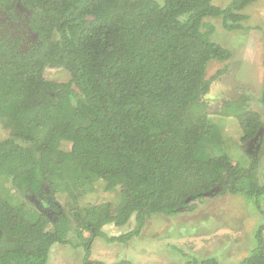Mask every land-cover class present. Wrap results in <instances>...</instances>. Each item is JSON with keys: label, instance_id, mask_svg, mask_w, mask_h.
I'll list each match as a JSON object with an SVG mask.
<instances>
[{"label": "trees", "instance_id": "trees-1", "mask_svg": "<svg viewBox=\"0 0 264 264\" xmlns=\"http://www.w3.org/2000/svg\"><path fill=\"white\" fill-rule=\"evenodd\" d=\"M258 1L0 0V264H47L54 245H82L87 258L104 227L133 218L111 240L122 243L205 197L263 195L256 163L244 173L233 164L206 101L220 74L209 79V64L231 56L206 20L241 30ZM244 103L217 115L249 141L262 125ZM102 183L117 196L82 204ZM240 264H264L261 236Z\"/></svg>", "mask_w": 264, "mask_h": 264}, {"label": "rangeland", "instance_id": "rangeland-1", "mask_svg": "<svg viewBox=\"0 0 264 264\" xmlns=\"http://www.w3.org/2000/svg\"><path fill=\"white\" fill-rule=\"evenodd\" d=\"M230 1L212 0V3L225 7ZM243 14L247 17L242 22L243 29L235 31L224 30L217 19L206 20L214 28L212 40L231 53L228 60L209 64V79L220 74L212 82L206 101L211 119L229 139L228 153L233 164L244 173L251 163H256L253 171L261 186L264 184V0L247 6ZM44 77L57 83L68 81V76L56 69H47ZM240 98L245 100L247 111L260 117L257 147L251 140H242L233 117L217 115L225 102ZM3 135L5 132L0 128V137ZM97 187L98 191L85 196L82 204H100L117 196L118 187L106 190L104 183ZM194 205L190 213L147 219L138 236L122 243L111 240L130 233L135 227L133 218L123 227H104L105 236L92 240L87 258L82 245L77 248L70 244L54 245L47 264H186L192 259L209 258L217 264H240L256 248L259 236L264 241V193L205 197ZM84 237L88 239V234ZM68 241L77 243L72 235Z\"/></svg>", "mask_w": 264, "mask_h": 264}, {"label": "flooded vegetation", "instance_id": "flooded-vegetation-1", "mask_svg": "<svg viewBox=\"0 0 264 264\" xmlns=\"http://www.w3.org/2000/svg\"><path fill=\"white\" fill-rule=\"evenodd\" d=\"M257 136V135H256ZM258 139H259V137L257 138V137H255L254 139H251V141H252V145L253 146H256L257 147V145H258Z\"/></svg>", "mask_w": 264, "mask_h": 264}, {"label": "water", "instance_id": "water-1", "mask_svg": "<svg viewBox=\"0 0 264 264\" xmlns=\"http://www.w3.org/2000/svg\"><path fill=\"white\" fill-rule=\"evenodd\" d=\"M212 196H214V195H212Z\"/></svg>", "mask_w": 264, "mask_h": 264}]
</instances>
